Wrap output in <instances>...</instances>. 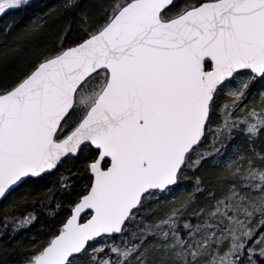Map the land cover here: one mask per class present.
<instances>
[{
	"label": "snow or ice",
	"instance_id": "obj_1",
	"mask_svg": "<svg viewBox=\"0 0 264 264\" xmlns=\"http://www.w3.org/2000/svg\"><path fill=\"white\" fill-rule=\"evenodd\" d=\"M4 32L0 264H264V0H57Z\"/></svg>",
	"mask_w": 264,
	"mask_h": 264
},
{
	"label": "trees",
	"instance_id": "obj_2",
	"mask_svg": "<svg viewBox=\"0 0 264 264\" xmlns=\"http://www.w3.org/2000/svg\"><path fill=\"white\" fill-rule=\"evenodd\" d=\"M55 2H57V0H29V8L27 11L9 12L6 15H2L0 17V47H3L5 44V28L11 25V33L7 34L8 39L10 40L11 34L14 33L23 23L27 22L30 15H39V12L43 10L45 4H53ZM177 2H182V0H177ZM20 67L19 57L10 56L7 60H0V86H2L5 81H10L13 78L10 76ZM243 144L244 138L238 136L235 138L233 147L236 145L243 146ZM215 164V161H209L198 170H190L185 181L186 188L191 190L195 187L197 178H200L204 184L215 182L218 171ZM38 215L39 219L30 228L18 234L20 238L41 235L43 229L47 226V223H50V221L47 220L46 215L42 211H38ZM5 246L4 241L0 240V260L5 257L3 252Z\"/></svg>",
	"mask_w": 264,
	"mask_h": 264
},
{
	"label": "rangeland",
	"instance_id": "obj_3",
	"mask_svg": "<svg viewBox=\"0 0 264 264\" xmlns=\"http://www.w3.org/2000/svg\"><path fill=\"white\" fill-rule=\"evenodd\" d=\"M21 70V67L16 71V72H14L10 77H14L16 74H18V72Z\"/></svg>",
	"mask_w": 264,
	"mask_h": 264
},
{
	"label": "water",
	"instance_id": "obj_4",
	"mask_svg": "<svg viewBox=\"0 0 264 264\" xmlns=\"http://www.w3.org/2000/svg\"><path fill=\"white\" fill-rule=\"evenodd\" d=\"M0 16H2V15H0Z\"/></svg>",
	"mask_w": 264,
	"mask_h": 264
}]
</instances>
